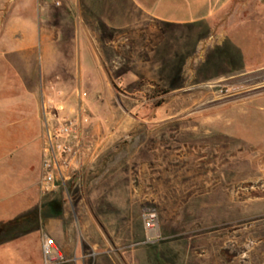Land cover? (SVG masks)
Returning <instances> with one entry per match:
<instances>
[{"label": "rangeland", "instance_id": "rangeland-1", "mask_svg": "<svg viewBox=\"0 0 264 264\" xmlns=\"http://www.w3.org/2000/svg\"><path fill=\"white\" fill-rule=\"evenodd\" d=\"M27 3L0 0V264H264V0H231L206 24L164 28L153 79L112 78L107 94L86 91V77L78 94V78L39 75L13 54L27 29L17 17L45 25ZM56 84L68 113L87 116L91 141L51 192L39 187L42 150L29 154L36 185L17 210L6 202L11 98L32 92L40 104ZM106 134L124 141L101 152Z\"/></svg>", "mask_w": 264, "mask_h": 264}, {"label": "crops", "instance_id": "crops-1", "mask_svg": "<svg viewBox=\"0 0 264 264\" xmlns=\"http://www.w3.org/2000/svg\"><path fill=\"white\" fill-rule=\"evenodd\" d=\"M230 1L28 0L27 8H35L45 25L39 31L33 14L17 17L15 21L27 29L26 33L14 36L13 54L32 59L31 70L39 68V75L78 78V94L82 77L90 78L85 81L86 91L100 90L107 94L111 92L112 78L153 79V75L145 74L154 72L150 66L161 63L164 28L188 29L206 24ZM20 8L18 5L17 9ZM143 24L145 27H141ZM168 57L172 58V54ZM55 86L58 88V84ZM48 87L46 96L50 93ZM38 101L32 92L30 97L11 98L10 112L19 111L16 108L22 105L31 106L22 113H10V131L5 133L9 138L6 202L15 204L17 210L23 209L26 194L36 185V181L29 180L28 164L29 154L41 152L43 109ZM79 118L85 144L91 141L90 123L87 116L79 113ZM110 126L111 123L106 125V131ZM126 129L124 126L121 131ZM117 137L112 134L100 137L97 144L101 152L115 142L124 141L115 140ZM129 171L134 174L133 168Z\"/></svg>", "mask_w": 264, "mask_h": 264}, {"label": "built area", "instance_id": "built-area-1", "mask_svg": "<svg viewBox=\"0 0 264 264\" xmlns=\"http://www.w3.org/2000/svg\"><path fill=\"white\" fill-rule=\"evenodd\" d=\"M54 98L42 99V142H41V173L39 187L42 192H51L57 181L64 182L80 165V159L85 152L81 135L79 111L72 115L59 98L62 90L50 86ZM158 214L146 211L143 216L149 237L159 235ZM54 242L45 236L42 250L50 258Z\"/></svg>", "mask_w": 264, "mask_h": 264}, {"label": "trees", "instance_id": "trees-1", "mask_svg": "<svg viewBox=\"0 0 264 264\" xmlns=\"http://www.w3.org/2000/svg\"><path fill=\"white\" fill-rule=\"evenodd\" d=\"M48 208H49V211H50V215H58V214H61L62 210H61V206L58 204V203H51L49 204L48 203Z\"/></svg>", "mask_w": 264, "mask_h": 264}, {"label": "bare ground", "instance_id": "bare-ground-1", "mask_svg": "<svg viewBox=\"0 0 264 264\" xmlns=\"http://www.w3.org/2000/svg\"><path fill=\"white\" fill-rule=\"evenodd\" d=\"M262 89L264 90V88H262ZM262 89H261V90H262Z\"/></svg>", "mask_w": 264, "mask_h": 264}]
</instances>
